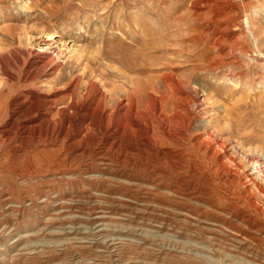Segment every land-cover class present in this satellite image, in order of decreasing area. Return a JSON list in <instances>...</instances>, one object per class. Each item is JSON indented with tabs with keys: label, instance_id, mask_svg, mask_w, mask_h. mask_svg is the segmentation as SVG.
<instances>
[{
	"label": "rangeland",
	"instance_id": "1",
	"mask_svg": "<svg viewBox=\"0 0 264 264\" xmlns=\"http://www.w3.org/2000/svg\"><path fill=\"white\" fill-rule=\"evenodd\" d=\"M5 26L11 35L31 38L28 49L51 36L71 53L88 52L95 60H90L93 77L107 90L144 87L151 76L169 72L162 50L172 46L181 66L171 71L188 81L191 98L194 86L210 97L205 106L212 121L200 113L192 134L216 129L264 166V0H0V28ZM2 30L0 38L6 39ZM72 152L61 143L29 153L25 161L31 167L10 172L6 164L0 166V264H264V233H249V239L223 229L218 238L225 246H220L203 221L184 217L180 228L165 225L157 231L153 219L140 213L163 215L154 214V206H168L177 198L161 188L145 205L141 201L149 187L138 192V184L125 194L128 182L117 175L127 172L122 166L113 173L105 166L90 169L103 180L97 188L79 185L72 179L76 172L67 171V179L60 181L57 162L65 160L78 171L90 164L86 155ZM72 180L73 188L68 186ZM53 192L63 194L57 204L49 195ZM126 197H131L127 216ZM187 203L195 210L206 206L201 199ZM50 205L56 210L50 211ZM223 220L235 224L233 216ZM242 239L246 243L240 246Z\"/></svg>",
	"mask_w": 264,
	"mask_h": 264
},
{
	"label": "bare ground",
	"instance_id": "2",
	"mask_svg": "<svg viewBox=\"0 0 264 264\" xmlns=\"http://www.w3.org/2000/svg\"><path fill=\"white\" fill-rule=\"evenodd\" d=\"M249 23L246 21L247 28ZM2 33L18 46L0 38V166L6 164L10 172L27 164L31 167V161H25L29 153L62 143L68 151L78 156L86 155L90 164L78 171L65 160L57 162L54 168L60 181L67 179V171L76 172L72 179L79 185L97 188L103 180L90 169L103 170L101 166H105L112 171V168L122 166L127 172L117 175L128 182L125 194L132 192L129 188L132 184L140 186L138 192L145 185L149 187L146 196L143 195V204H148L147 198L160 195L155 191L169 190L177 200L173 199L168 206L158 204L153 209L154 214L160 212L163 215L151 217L136 211L137 208L134 210L143 219H153L151 222L157 231L165 225L180 228L185 224L180 218L184 217L203 221L220 246L225 244L222 237L218 238L223 229L249 239H252L249 233H264V166L238 150L235 144H230V140H223L220 132L219 137L216 129L217 132L211 129L204 135L192 134L200 113L206 114L204 119H210L205 99H210L211 94L207 98L205 92L202 94L203 91L201 93L194 86L191 88L194 98H191L188 81L171 71L181 66L173 58L175 50L172 46L162 50L166 51L163 68L169 72H163L158 78L151 76L144 87L132 86L130 91L107 90L101 80L93 77L90 60L94 59L87 56L88 52L82 50L86 56L83 52L71 53L68 46L51 36L41 46L28 49L27 35H24L27 38L19 33L11 35L6 26ZM44 87L48 88V93L43 92ZM63 92L64 97L61 96ZM245 167H251V170H245ZM73 180L69 187L73 188ZM49 195L56 204L63 196L61 192ZM130 198H125L126 216L131 214L128 209ZM195 199L203 200L206 206L195 210L186 204ZM48 208L56 210L51 205ZM213 208L223 213L214 212ZM227 216L235 218L234 225L225 224L223 219ZM244 243L246 240L242 239L239 245ZM223 249L231 257L229 248Z\"/></svg>",
	"mask_w": 264,
	"mask_h": 264
}]
</instances>
